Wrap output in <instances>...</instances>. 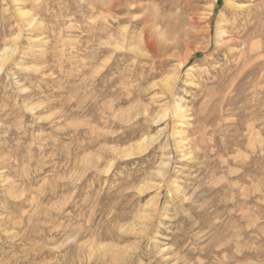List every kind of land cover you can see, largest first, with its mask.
I'll return each mask as SVG.
<instances>
[{"label":"rangeland","instance_id":"1","mask_svg":"<svg viewBox=\"0 0 264 264\" xmlns=\"http://www.w3.org/2000/svg\"><path fill=\"white\" fill-rule=\"evenodd\" d=\"M263 9L0 0V264H264Z\"/></svg>","mask_w":264,"mask_h":264},{"label":"bare ground","instance_id":"2","mask_svg":"<svg viewBox=\"0 0 264 264\" xmlns=\"http://www.w3.org/2000/svg\"><path fill=\"white\" fill-rule=\"evenodd\" d=\"M136 1H139V0H136ZM230 2V1H229ZM235 4V3H234ZM210 6V5H209ZM211 8V7H210ZM210 8H209V10H210ZM214 10V6H213V9H212V11ZM264 10V9H263ZM240 11V10H239ZM243 11H248V12H252V7H244L243 8ZM258 12V11H257ZM211 13V12H210ZM251 15V14H250ZM253 16V15H252ZM261 16V15H260ZM245 19V18H244ZM247 19H249V18H247ZM194 20H196L195 19V17L193 18V21ZM199 20V19H198ZM251 20H252V17H251ZM247 28V27H246ZM220 30H222V29H220ZM209 31V30H208ZM196 32V31H195ZM218 32V31H217ZM220 33V32H219ZM216 35H218V34H216ZM219 35H222L221 33L219 34ZM257 36V35H256ZM237 38V37H236ZM238 39V38H237ZM176 42V41H175ZM221 43V42H220ZM178 44V43H177ZM192 51V50H191ZM189 52V51H188ZM189 53H191V52H189ZM188 55V54H187ZM186 55V56H187ZM240 55V54H239ZM192 58V57H191ZM170 79V78H169ZM170 81V80H169ZM168 165V164H167ZM166 166V165H165ZM151 205V204H150ZM147 217V216H146ZM149 217V216H148ZM146 229V228H145Z\"/></svg>","mask_w":264,"mask_h":264}]
</instances>
